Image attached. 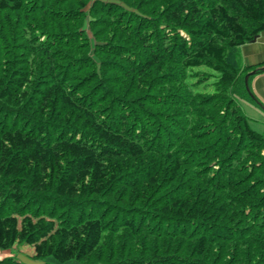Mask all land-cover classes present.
Here are the masks:
<instances>
[{"label": "trees", "instance_id": "obj_1", "mask_svg": "<svg viewBox=\"0 0 264 264\" xmlns=\"http://www.w3.org/2000/svg\"><path fill=\"white\" fill-rule=\"evenodd\" d=\"M262 31L264 0H0V249L264 264Z\"/></svg>", "mask_w": 264, "mask_h": 264}, {"label": "rangeland", "instance_id": "obj_2", "mask_svg": "<svg viewBox=\"0 0 264 264\" xmlns=\"http://www.w3.org/2000/svg\"><path fill=\"white\" fill-rule=\"evenodd\" d=\"M249 85V83H248ZM251 98V99H250ZM249 93V96L245 98V100H240L242 104V111L250 118L251 126L260 131H264V109L260 107ZM250 106V107H248ZM34 251L33 248L26 244H20L16 242L10 249L1 250L0 249V258L6 256H14L19 260L27 262L29 264H41L43 262H52L54 264H61V262L57 261L51 256H46L43 260L37 259L33 257ZM66 263L78 264L75 260H71Z\"/></svg>", "mask_w": 264, "mask_h": 264}, {"label": "crops", "instance_id": "obj_3", "mask_svg": "<svg viewBox=\"0 0 264 264\" xmlns=\"http://www.w3.org/2000/svg\"><path fill=\"white\" fill-rule=\"evenodd\" d=\"M238 54L242 65L264 63V31L259 34L255 41L241 45ZM261 84H264V71L255 74L249 80L250 91L264 104V88L260 87Z\"/></svg>", "mask_w": 264, "mask_h": 264}, {"label": "water", "instance_id": "obj_4", "mask_svg": "<svg viewBox=\"0 0 264 264\" xmlns=\"http://www.w3.org/2000/svg\"><path fill=\"white\" fill-rule=\"evenodd\" d=\"M258 71H264V65L257 66L256 68L248 71L245 74V83H246V88H247L248 92L251 94V96L253 97V99L264 109V104H262V102L256 97V95L250 91V87L248 85V79H249V77L252 76V75L257 74Z\"/></svg>", "mask_w": 264, "mask_h": 264}, {"label": "snow or ice", "instance_id": "obj_5", "mask_svg": "<svg viewBox=\"0 0 264 264\" xmlns=\"http://www.w3.org/2000/svg\"><path fill=\"white\" fill-rule=\"evenodd\" d=\"M260 87H261V88H264V84H261Z\"/></svg>", "mask_w": 264, "mask_h": 264}]
</instances>
